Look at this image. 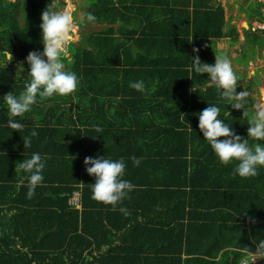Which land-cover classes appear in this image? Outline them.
I'll return each instance as SVG.
<instances>
[{"label":"trees","instance_id":"16d2710c","mask_svg":"<svg viewBox=\"0 0 264 264\" xmlns=\"http://www.w3.org/2000/svg\"><path fill=\"white\" fill-rule=\"evenodd\" d=\"M177 1L88 0L80 25L89 30L69 43L73 52L64 58L65 68L80 78L76 90L38 98L31 111L16 118L24 125L18 133L5 126L0 99V264H164L167 259L181 264L183 235L195 237L198 254L208 255L207 243H217L211 230L229 240L221 261L227 264L232 255L231 263L239 264L264 239V167L255 177L234 175V165L218 162L197 127L198 114L207 104H217L224 122L247 138L242 110L220 100L207 74L190 70L194 55L207 64L214 63L215 55H225L217 41L226 36L233 44L238 33L232 26L223 30V10L213 7L212 0H191V11ZM48 2L0 0V49L9 48L14 57L5 69L0 67V97L23 91L27 73L17 75V64L28 67V52H42L40 15ZM262 6L256 0L244 11L262 23ZM89 13L94 22L86 20ZM98 24L104 26L91 28ZM247 35V44L257 42L255 33L247 30ZM257 44L263 41L254 44L250 57ZM248 53L236 54L235 60H247ZM138 80L145 83L143 93L129 87ZM97 127L102 131L96 132ZM33 129L37 136L24 148L23 137ZM33 152L47 158L43 182L28 198L27 180L21 179L25 174L15 165ZM98 155L122 157L123 178L137 185L120 205L127 216L91 198L94 177L83 161ZM130 157L141 158L139 166ZM73 192L80 195L79 209L68 204ZM168 205L181 214L173 221L180 228L175 251L144 243L153 237L150 219L164 215ZM221 211L228 216L210 217ZM191 214L203 221L191 226ZM189 243L184 264L194 258Z\"/></svg>","mask_w":264,"mask_h":264},{"label":"clouds","instance_id":"9594fccd","mask_svg":"<svg viewBox=\"0 0 264 264\" xmlns=\"http://www.w3.org/2000/svg\"><path fill=\"white\" fill-rule=\"evenodd\" d=\"M231 11L234 12V18L238 20V23L245 22L243 31H254V28L251 29L253 23L246 12H242L244 14L242 16L239 11L235 13L233 9H230L229 12ZM95 19L96 17L91 13L86 16L88 22H94ZM223 20V30L225 26L228 29L232 26L237 32L234 25L229 23L230 18L226 19L225 10ZM40 21L43 50L42 52L30 51L25 57L24 63L28 65V74L24 78L23 91L19 95H14L11 91L0 97L3 100L2 106L6 109L7 123L5 126L16 130L17 133L24 129V125L16 118L31 111L38 98L67 96L73 93L79 84L80 78L74 71L67 70L64 62V58L68 56V45L77 31L70 0H65L63 6L60 0H49L41 12ZM256 24L261 23L256 22ZM197 51L193 49V53ZM13 60V53L9 48L0 49V67L5 69L6 65L12 63ZM23 70V64H17V75ZM190 70L197 74H207L220 100L226 102L234 110H242V117L247 118L248 121L247 138L242 139L228 123L224 122L225 119L220 117V107L217 104H207L208 106L197 116V127L202 133L203 141L210 146L221 165H234L232 169L234 175L240 178L255 177L258 175V169L264 167V143H261L264 141V104H257L255 112L251 114L244 108V98L249 93L236 91L237 75L233 71L230 59L224 54L215 55L213 64L202 63L199 56L194 55L191 58ZM129 87L141 93L146 91L142 80L129 82ZM225 116H229L228 111L225 112ZM190 130H192L191 126ZM95 131L99 133L102 129L97 127ZM36 136L35 129L25 135L22 140L24 148L31 147L32 138ZM249 138L256 143L250 145ZM46 158L38 152H33L30 158H23L15 165V170L25 174L21 179L27 180L28 198H31L35 188L43 182L42 171L45 168ZM130 159L133 166H139L141 158L130 157ZM83 163L86 173L94 177V183L91 184V198L127 216L129 214L127 209L120 205L129 197V193L137 188V185L123 178L126 168L124 159L121 157L114 160L98 155L85 157ZM71 206L79 209L80 204ZM250 254L256 258H264V239L256 244L255 251Z\"/></svg>","mask_w":264,"mask_h":264},{"label":"rangeland","instance_id":"374dc122","mask_svg":"<svg viewBox=\"0 0 264 264\" xmlns=\"http://www.w3.org/2000/svg\"><path fill=\"white\" fill-rule=\"evenodd\" d=\"M13 1V0H8ZM61 6H63L65 0H60ZM221 4L224 5L226 3L229 7H231L233 4L231 1L234 0H219ZM242 2L247 0H241ZM250 2L256 1V0H248ZM261 3H264V0H257ZM72 7H73V17L77 19L85 20V7L88 6V0H70ZM238 2V0H237ZM75 8V9H74ZM257 12L254 11V13ZM262 12V17L264 18V12ZM227 16H229L230 20L232 22L235 21L236 26L234 27L237 29L238 33V40L234 42L233 44L230 43V40L228 37L224 36L222 39L217 41V48L222 49L226 54V56L230 59L233 71L237 75L238 79V86H237V92L240 91H247L249 94L244 98L245 103L244 106H247L248 109L255 112L256 108L255 106L257 104H264V22L261 24H252V30L254 28L253 33H255L258 38H256L257 42H254L253 40L249 41L247 44L246 41H244L245 38H248L247 31H243L245 28V22L242 24L238 23V20L234 18V12H229L228 10ZM21 19V18H20ZM75 22V21H74ZM79 22V21H78ZM76 23V22H75ZM243 28V29H242ZM247 29V28H246ZM224 30H227V26H225ZM77 33V31H76ZM86 33V32H85ZM246 35V36H245ZM83 37V33L81 35ZM77 36L74 37V39L70 43H77L78 39ZM259 41H263L262 45L257 44V48L252 53V56L250 57V50L254 49V44L258 43ZM75 47V46H74ZM256 47V45H255ZM233 48H237L239 51L234 54ZM71 46L68 45L67 53L70 55L72 54ZM241 52L248 53V56H246L248 59L244 56L240 57V62L238 60H235L236 54L240 55ZM67 57V56H66ZM242 61V62H241ZM24 67V70L21 73H27L28 74V67ZM35 105V104H34ZM47 104L45 103V107ZM253 106V108H252ZM198 256L195 257H201L200 254L197 253ZM246 257H252L253 259H259L262 264H264V260L261 258H256L255 256L251 255L250 253H246Z\"/></svg>","mask_w":264,"mask_h":264},{"label":"crops","instance_id":"0c3cea01","mask_svg":"<svg viewBox=\"0 0 264 264\" xmlns=\"http://www.w3.org/2000/svg\"><path fill=\"white\" fill-rule=\"evenodd\" d=\"M231 2H232L233 5L231 7H229L226 3H224V5L221 4L219 0H212V4H213L212 6L215 7V8L219 6L220 8H222L223 11L225 10L226 19L229 18V16H227V14H229L228 10H230V9H233L235 11V13H236V11H239L240 15L244 16V14L242 12H245L244 10H248L247 4L249 3V1L247 0V1L242 2L241 0H238V2H237V0H234V1H231ZM176 3L181 4V5H186L185 8L182 6L183 10H188V11L192 10L191 0H178ZM241 8L244 9V10H241ZM261 10H263V12H264V6H262ZM251 17H252V13H250V21H251V23H256L255 20H251ZM80 20L81 19H78L79 24L81 23ZM229 23L236 26L235 21L232 22V20H230ZM80 26L82 27V25H80ZM102 26H104V24H101V25L98 24L96 27L91 25V28L98 31V30H100L102 28ZM82 30H83L82 33H84L85 31L89 30V27H82ZM77 34H79V33L77 32ZM79 38H81L80 34H79L78 39ZM208 84H210V82H208ZM198 200L199 199L194 198L193 199V203L194 204L195 203L198 204L197 203ZM208 200H211V199L208 198ZM205 203H208V202H205ZM166 205L167 204H165V207H160L159 209H161V210L165 209ZM169 206L170 205H168L167 212L164 215L162 213H159V214H157L156 216H154V217H152L150 219V223L151 224L150 223L149 224L151 225V228L154 229V230H151V233L153 234V237L149 236L150 240L148 239L144 243H146V244H155V246L158 245L160 247L161 246L165 247L168 250L169 249H173L175 251L176 248H177V246H175V245H176V243L178 241L174 239V236H177V233L180 230V228L176 224V222H173V221L175 220L174 219L175 217L180 216L181 214H180V212H179V210L177 208L175 209V211H172V210L169 209L170 208ZM234 207L236 209V204L234 205ZM149 209L152 211V208H149ZM224 211H226V210H224ZM211 213L212 214L215 213L214 217L211 216L212 214L210 215V217H212V218H214L216 220H218V219L222 220V219H224L225 217L228 216L227 212L226 213H222V211H221V213H219V212H211ZM219 215H220V217H219ZM198 218L199 217H197L195 215H192V214L189 215V219L193 220L192 221L193 223H192L191 226H196L197 224H194V223L203 221V220H200ZM146 220H147V217L142 219V221H146ZM180 220H185L186 221L187 218H185V219L182 218ZM221 229L223 230V228H221ZM164 234H167V236H169V237L161 236V235H164ZM208 234H210L209 236L212 235V237L217 240V243H215V244H210V243L208 244L207 243L208 247H206V249L209 250L208 251V255L205 254V253H201L202 254L201 257H195V256H198L197 253H199V252H197V249L195 248V245L198 244L199 241H197V239L195 237H192L191 235H188V234L183 235L182 251H184V252H181V259H180L181 260V264H184L183 261L186 258L185 247H186V244H188L189 242L192 243V245L190 243L188 245V247L190 248L189 251L192 252V255L194 257L192 259V261L190 262L191 264H224L223 261H221V257L220 256H221V253L224 251V248L229 249V248L226 247L227 243L229 241L227 236L224 233L221 234V235H216V234L214 235L212 230ZM217 234H220V233H217ZM151 240H153V241H151ZM232 257L233 256L231 255V258L226 261L227 264H232L231 263ZM199 258L201 260H203V261L194 260V259H199ZM167 260L164 261V264L166 262H167L166 264H168Z\"/></svg>","mask_w":264,"mask_h":264},{"label":"built area","instance_id":"2783aa9c","mask_svg":"<svg viewBox=\"0 0 264 264\" xmlns=\"http://www.w3.org/2000/svg\"><path fill=\"white\" fill-rule=\"evenodd\" d=\"M79 197L80 195L78 192H73V196L69 200V204L76 206L79 203ZM253 260L254 259L252 257H246L242 259L239 264H262V262L259 261V259H255L254 261Z\"/></svg>","mask_w":264,"mask_h":264},{"label":"flooded vegetation","instance_id":"af4514ba","mask_svg":"<svg viewBox=\"0 0 264 264\" xmlns=\"http://www.w3.org/2000/svg\"><path fill=\"white\" fill-rule=\"evenodd\" d=\"M74 9H75V8H74ZM74 21L76 22L75 24H76V26H77V32H78L80 35H82L83 30H82V27L80 26V24H79V22H78V19H77V18H74Z\"/></svg>","mask_w":264,"mask_h":264},{"label":"water","instance_id":"95a60500","mask_svg":"<svg viewBox=\"0 0 264 264\" xmlns=\"http://www.w3.org/2000/svg\"><path fill=\"white\" fill-rule=\"evenodd\" d=\"M75 36L79 37V34L76 33Z\"/></svg>","mask_w":264,"mask_h":264}]
</instances>
